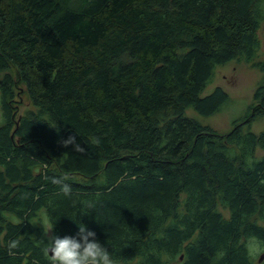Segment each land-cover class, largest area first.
Instances as JSON below:
<instances>
[{"label":"trees","instance_id":"trees-1","mask_svg":"<svg viewBox=\"0 0 264 264\" xmlns=\"http://www.w3.org/2000/svg\"><path fill=\"white\" fill-rule=\"evenodd\" d=\"M263 22L264 0H0V264H49L44 233L80 223L114 264H264V77L224 134L185 115L227 101L201 93Z\"/></svg>","mask_w":264,"mask_h":264},{"label":"rangeland","instance_id":"rangeland-1","mask_svg":"<svg viewBox=\"0 0 264 264\" xmlns=\"http://www.w3.org/2000/svg\"><path fill=\"white\" fill-rule=\"evenodd\" d=\"M260 46L258 48L254 62L264 63V22L257 31ZM254 62H246L244 60L233 59L225 64L218 65L215 68L213 78L203 89L201 95L210 94L215 87L220 86L228 94L227 101L214 114L205 116L196 112L192 107L185 110V115L194 118L200 123L211 127L220 134L229 131L235 121H239L245 117L248 112V106L253 102V92L260 84L264 77V71L259 66H255ZM11 76L15 75L13 69L7 71ZM5 72H0V76ZM18 86V85H17ZM16 96L12 105L15 109V115H26L35 108L25 94L24 88L19 86L14 90ZM2 112L0 108V122ZM250 129L254 132L264 131V116L256 117L250 122ZM250 253L256 262L263 249H259L258 245L251 243Z\"/></svg>","mask_w":264,"mask_h":264},{"label":"clouds","instance_id":"clouds-1","mask_svg":"<svg viewBox=\"0 0 264 264\" xmlns=\"http://www.w3.org/2000/svg\"><path fill=\"white\" fill-rule=\"evenodd\" d=\"M65 144H72L75 150H81L74 138L70 137ZM53 183L61 181L54 179ZM61 190L68 195L71 188L64 184ZM53 228L54 225L44 233L48 242L43 251L49 264H114L108 249L97 240L96 233L87 229L84 224H78L79 230L75 236L65 235L62 238L53 234ZM19 244L18 240L11 241L8 245L10 253L11 250L17 249Z\"/></svg>","mask_w":264,"mask_h":264},{"label":"water","instance_id":"water-1","mask_svg":"<svg viewBox=\"0 0 264 264\" xmlns=\"http://www.w3.org/2000/svg\"><path fill=\"white\" fill-rule=\"evenodd\" d=\"M181 258H182V256H181ZM263 258H264V253H262V254L260 255L258 261L260 262L261 260H263Z\"/></svg>","mask_w":264,"mask_h":264}]
</instances>
